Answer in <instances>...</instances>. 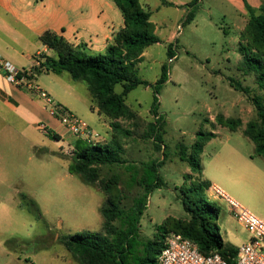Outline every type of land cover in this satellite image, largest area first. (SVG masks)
I'll return each instance as SVG.
<instances>
[{
	"label": "rangeland",
	"instance_id": "1",
	"mask_svg": "<svg viewBox=\"0 0 264 264\" xmlns=\"http://www.w3.org/2000/svg\"><path fill=\"white\" fill-rule=\"evenodd\" d=\"M140 3L147 4L152 13L151 32L159 42L146 48L142 61L136 65L138 78L148 86H138L125 98L135 118L116 121L128 135L113 132L109 120L90 114L85 83L75 82L63 73L58 77L35 74L37 84L52 97L59 92L64 94L68 87L74 98H83L85 103L83 110L69 107L67 110L100 134L95 142L120 144L122 162L97 169L98 181L112 187L110 190L121 208L126 210L142 194L139 183L148 167L161 163L158 173L162 186L147 198L140 218L138 249L147 241H157L158 230L165 221L189 219L180 202V191L190 184L184 175L194 179L198 175L191 172L181 157L182 153L186 159L191 156L190 148L199 141L201 133L215 134L196 157L203 168V178L217 184L264 221V159L254 154V144L242 134L245 124L257 118L250 98L259 96L264 100V91L258 88L255 73L246 70L239 51L240 43L246 47L250 41L237 7L228 0H140ZM189 12L193 19L185 22ZM246 16L248 21L249 13ZM168 46H172L175 55L172 60H168ZM258 55L254 51L248 54L249 58L264 60V56ZM163 65L167 67V76L154 94ZM230 80L248 88V97L231 88ZM115 92H121L120 85ZM154 96L157 116L150 114ZM218 115L239 118L243 127L234 132L220 127L215 122ZM46 117L50 118L47 110ZM40 124L50 130L47 120ZM155 127L157 134L153 132ZM33 133V129H26L19 144L0 151V226L11 246L7 256L21 259L15 260L17 264H76L58 243V237L103 235L99 210L105 197L97 186L90 187L80 176L68 172L76 138L62 126L60 140L36 132L42 143L41 162L37 157L31 158ZM17 192L35 202L38 214ZM207 196L219 210L212 229L232 246L243 244L249 234L230 213L229 206L213 199L209 192ZM115 226L120 225L116 222ZM6 261L4 252H0V264Z\"/></svg>",
	"mask_w": 264,
	"mask_h": 264
},
{
	"label": "trees",
	"instance_id": "2",
	"mask_svg": "<svg viewBox=\"0 0 264 264\" xmlns=\"http://www.w3.org/2000/svg\"><path fill=\"white\" fill-rule=\"evenodd\" d=\"M120 11L123 27L114 35L104 53L87 58L83 45L74 47L62 36L46 31L40 36V42L53 54L40 57L39 65L31 69L34 74L61 75L67 73L75 82H83L87 86L90 96L89 109L96 111L97 115L109 120V126L113 132L120 135H128L116 122L118 119L132 120L135 118L133 111L126 106V96L138 86H148V83L138 78L137 63L142 61L143 54L149 46L157 44L159 39L152 32L150 18L152 13L141 4L140 0H112ZM248 21L245 25V33L250 45L241 47L239 51L244 60V66L248 72L255 73L256 84L264 91V60L249 58L248 54L255 52L264 56V5L254 11L248 9ZM192 12L187 14L185 22L193 19ZM83 56L85 58H83ZM168 60H172V46L167 47ZM167 67H161V76L156 82L154 94L165 82ZM121 86V92L116 93L115 87ZM230 87L242 92L247 97L249 89L239 83L230 80ZM250 101L255 109L257 118L249 121L242 129L244 137L254 144V154L264 159V100L259 96H253ZM158 103L154 96L150 108V114L157 116ZM218 126L234 132L243 127L239 118H225L218 115L215 118ZM47 137L60 140L53 131L43 128ZM158 133V127L153 128ZM215 137L214 133H201L199 141L191 146V156L181 160L185 161L191 172L198 176L194 179L191 175H184V179L190 184L181 189V204L188 215L187 221L167 220L158 230L157 241H147L138 249L137 237L140 233V218L147 206V198L151 192L162 186L158 169L161 163L149 166L146 176L139 185L142 194L136 197L126 210L121 208L114 197L112 187L98 181L97 166L118 165L122 162V147L117 141H111L107 145L87 144L81 140L74 141L71 151V162L68 172L78 175L82 181L90 186H97L104 195V202L99 210L102 218L103 235L99 234H75L58 237V243L69 253L76 264H156L157 256L164 247L166 235L179 234L194 242L199 251L204 255L219 254L229 264H234L237 247L223 241L219 234L212 229L213 221L219 216L216 204H210L207 196L211 183L202 179V166L197 164L205 143ZM157 139L158 136H156ZM186 159V160H185ZM114 182L116 179H113ZM22 201L36 209L34 201L21 196ZM39 216V215H38ZM119 223V227L115 223ZM8 249L9 243H5Z\"/></svg>",
	"mask_w": 264,
	"mask_h": 264
},
{
	"label": "crops",
	"instance_id": "3",
	"mask_svg": "<svg viewBox=\"0 0 264 264\" xmlns=\"http://www.w3.org/2000/svg\"><path fill=\"white\" fill-rule=\"evenodd\" d=\"M228 1L237 7L240 23H244V26L248 9L256 11L264 5V0ZM122 27V16L112 0H0V55L18 69H31L36 59L53 54L39 39L44 32L52 31L74 47L83 45L85 55L91 57L104 53ZM64 91V94L59 92L55 97L50 93L48 95L66 109H84L83 98H74L68 87ZM89 112L97 114L90 109ZM43 120L49 122V129L61 139L60 125L55 119L46 117L43 102L34 95L14 88L0 74V151L19 144L26 135V129H33L30 149L34 156L31 158L37 157L42 162V143L36 132L45 134L39 128ZM201 177L204 179L202 174ZM204 180L217 185L209 179ZM7 239L0 226V252L6 256L5 264H17L15 260L20 262L21 259L7 256L11 251L6 247ZM248 240L249 237L245 242Z\"/></svg>",
	"mask_w": 264,
	"mask_h": 264
},
{
	"label": "built area",
	"instance_id": "4",
	"mask_svg": "<svg viewBox=\"0 0 264 264\" xmlns=\"http://www.w3.org/2000/svg\"><path fill=\"white\" fill-rule=\"evenodd\" d=\"M39 60H35V66ZM0 74L14 88L38 97L51 118L77 140L96 144L100 134L62 105L56 103L36 82L32 69H18L0 55ZM43 130L44 125H39ZM210 196L229 206L230 213L249 234V240L237 247L234 264H264V221L243 208L217 185H211ZM156 264H229L219 254H202L197 245L179 234L169 233L164 247L157 256Z\"/></svg>",
	"mask_w": 264,
	"mask_h": 264
}]
</instances>
